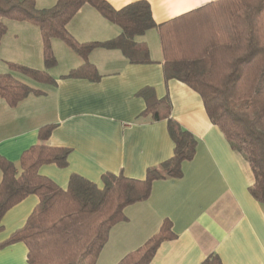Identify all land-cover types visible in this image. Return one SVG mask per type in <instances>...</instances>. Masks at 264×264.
<instances>
[{"label": "crops", "instance_id": "crops-1", "mask_svg": "<svg viewBox=\"0 0 264 264\" xmlns=\"http://www.w3.org/2000/svg\"><path fill=\"white\" fill-rule=\"evenodd\" d=\"M35 1L39 9H50L58 0ZM106 1L121 10L142 0ZM146 1L161 25L217 0ZM4 22L7 33L0 46V72L10 71L19 80L21 73L13 71L10 63L42 69L40 29ZM67 29L82 44L113 40L122 33L89 4ZM58 41H52L54 53L58 56L57 48L70 55L69 71L52 76L55 85L33 88L41 94L30 95L16 107L0 99V156L19 171L23 153L39 142V130L55 125L47 145L70 149L69 163L66 168L43 165L39 173L61 189H68L72 175L100 188L106 173L144 180L148 169L160 167L175 149L168 122L143 116L147 103L139 93L145 89H152L158 100L168 96L171 117L198 140L195 158L184 162L181 178L156 181L147 201L126 208L127 222L111 230L97 264H118L157 235L165 220L172 222L176 236L160 245L150 264H202L213 254L223 264H264V204L249 191L254 184L252 169L211 122L201 95L178 80H165L158 30L136 39L148 47L153 63L134 64L119 50L95 49L89 60L101 75L98 82L62 78L84 62ZM2 180L0 169V184ZM39 202L38 196L30 195L5 214L0 244L26 225ZM0 264H28L26 244L0 249Z\"/></svg>", "mask_w": 264, "mask_h": 264}, {"label": "trees", "instance_id": "trees-1", "mask_svg": "<svg viewBox=\"0 0 264 264\" xmlns=\"http://www.w3.org/2000/svg\"><path fill=\"white\" fill-rule=\"evenodd\" d=\"M87 4L119 26L121 35L105 42H77L67 26ZM5 20L34 25L43 39L45 71L13 63L10 68L51 85L56 80L49 71L58 65L53 40L64 42L84 62L62 78L98 82L101 75L89 60L95 49L119 50L134 64L153 63L148 47L136 39L157 29L165 80H178L201 95L211 122L249 163L254 175L249 191L264 204V0H217L161 25L155 22L146 0L121 10L106 0H58L50 9H39L35 0H0V46L7 33ZM40 94L11 74H0V99L11 107ZM139 95L147 103L143 116L168 122L175 144L173 156L160 167L148 169L144 180L106 173L100 188L82 176L72 175L68 189L63 190L42 177L39 170L48 164L66 168L71 150L48 146L56 126L42 127L39 142L21 157V171L0 156V232L10 209L30 195L40 199L26 225L0 244V249L25 243L28 264H97L111 230L127 222L126 208L147 201L156 181L183 176V164L195 158L198 140L171 117L168 96L158 100L152 89ZM175 236L172 222L165 220L157 235L118 264H150L160 245ZM202 264L223 263L213 254Z\"/></svg>", "mask_w": 264, "mask_h": 264}, {"label": "rangeland", "instance_id": "rangeland-1", "mask_svg": "<svg viewBox=\"0 0 264 264\" xmlns=\"http://www.w3.org/2000/svg\"><path fill=\"white\" fill-rule=\"evenodd\" d=\"M58 42H59V44H62V46H64V44H65L62 41H58ZM67 49H68V47H67ZM68 50H71V49H68ZM56 52L58 55V56L55 55L57 58V61H58V66H57V68H55V70H53L49 73L51 76H55V77L66 74L69 71L68 69L70 68V65H71V64H68L70 62V55H66L62 50H59L57 48H56ZM69 52H73V51H69ZM72 54H74V53H72ZM73 56H76V55L74 54ZM43 61H44V59L41 61L42 66H40V67H43L42 69H39L36 67H28V66H26V67L31 68V69H35V70H39V71H45V62H43ZM1 71H5V70H1ZM0 73L2 75L3 74H12L10 71L0 72ZM19 78L22 81L20 79L18 81H20V82H22V83H24V84H26L32 88H38V89L46 88V85L40 84V83L32 80L31 78H29L23 74H19Z\"/></svg>", "mask_w": 264, "mask_h": 264}]
</instances>
